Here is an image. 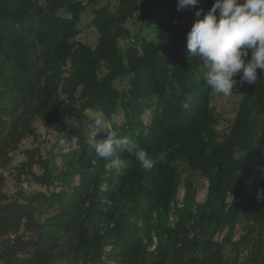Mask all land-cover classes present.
<instances>
[{
    "label": "trees",
    "instance_id": "1",
    "mask_svg": "<svg viewBox=\"0 0 264 264\" xmlns=\"http://www.w3.org/2000/svg\"><path fill=\"white\" fill-rule=\"evenodd\" d=\"M178 2L0 0V159L26 146L25 172L30 154H41L39 138L56 145L71 129L86 148L88 127L73 119L100 109L154 162L145 170L134 155L119 153L128 167L115 181L111 161L92 149L88 163L78 168L86 172L79 187L84 199L66 194L62 212L46 222L33 217L30 225L40 235L28 242L19 232L29 210L36 209L0 203V260L54 264L71 257L110 264L122 256L125 264H264V197L259 198L264 174L256 177L264 144V71L257 70L256 83H237L242 97L236 117L226 139L217 140L212 90L202 62L187 49L195 11L206 13L215 0L183 11ZM153 17H160L155 26ZM87 18L91 25L83 28ZM149 93L162 110L147 126L142 117L150 103L142 94ZM123 108L126 121L120 126L114 115ZM259 119L263 127L257 137ZM72 159L61 175L51 161L43 162L44 172L35 179L48 188L71 179L79 161ZM200 176L209 180L203 202L197 199ZM241 222L244 231L236 239ZM224 230V239H216ZM110 244L117 247L107 251ZM245 247L250 250L242 258Z\"/></svg>",
    "mask_w": 264,
    "mask_h": 264
},
{
    "label": "rangeland",
    "instance_id": "2",
    "mask_svg": "<svg viewBox=\"0 0 264 264\" xmlns=\"http://www.w3.org/2000/svg\"><path fill=\"white\" fill-rule=\"evenodd\" d=\"M88 19V18H87ZM160 17H153L150 20L151 26L157 25ZM91 25V19H88L83 28H88ZM96 41V37H91L90 42L94 45ZM125 87H127V83H123ZM242 95L237 91H233L230 96H223L222 94H215L211 92V106L215 108V121L214 126L216 129V137L219 141H224L229 134L230 126L233 123L234 118L236 117L240 100ZM142 98L147 103H150L144 112L142 119L150 126L153 122V118L157 115L158 112H161V104L156 96L152 93L142 94ZM115 121L120 125L126 121V111L125 109H121L119 112L114 115ZM97 121L103 124V127L97 123ZM75 122V123H74ZM86 123L88 127L87 136H88V144L86 148L82 144L80 137L73 132V130H69L63 135L59 136L58 143L53 145L50 142H46L44 139L39 138L37 141V146H41V154H36V156L30 154L31 160L28 161L29 166L26 168V171L23 172V163L27 161L29 153L26 151V146L20 145L16 150L9 154V159L4 157L0 159V178H3L4 181L0 183V203H12L17 202L23 205L30 207V209H36L32 212L29 210V214L24 217L23 224L20 228V235H22V239L24 241H29L30 239H38L40 235V230L36 226L30 225V220L35 217L36 219H40L43 222H46L48 219L53 218L59 212H62V207L65 202V196L68 194L69 196L74 197L76 199L83 200L84 195L79 190V187L83 183L85 178V173L82 170H78L81 163H88L90 160L91 150L94 149V144L96 140L105 139L107 136L106 131H111L115 129L111 123L105 118L104 112L102 110H91L86 112H78L75 116V120L73 119V123L75 125ZM9 126L8 123H4L2 128L7 129ZM262 122L259 119L256 132L257 137L260 136L262 132ZM100 129L97 132V129ZM104 128V130H103ZM94 132H97L94 137ZM121 137H124V132L119 130ZM40 134H44L42 130H40ZM47 139H50L47 138ZM30 149L33 148V145L29 144ZM78 157L75 163V174L71 177V179L58 180L55 185L51 187H47L44 184H40L35 179V174H42L44 172L45 166L43 162L49 160L52 162V166L56 169L59 175L64 170H67L69 167L73 166V157ZM33 159V160H32ZM95 162V161H93ZM260 167L256 171L257 175L264 174V144L262 146V154ZM32 165V166H30ZM93 166H90V168ZM110 171L115 172L113 179L117 181L118 174L120 171H117L116 168L110 163L108 165ZM87 176V174H86ZM256 177L252 179V182L249 185V193L250 195H254L256 193ZM198 194L197 199L200 202H203L207 198L208 193V185L209 180L205 176L198 177ZM60 193L61 196L56 198L48 197L51 193ZM185 194L184 186L181 187V195L182 198ZM244 223L241 222L237 226V234L236 239L240 238L242 234ZM63 227V225H60ZM54 227H58L54 225ZM227 230L219 232L216 235V239L223 240L225 237ZM17 234H12V239L16 240ZM153 238L156 243V235L153 234ZM2 238H0V251L3 247H1ZM155 243L152 245V248H155ZM114 247H117L115 244H110L106 247L107 251L112 250ZM250 248L245 247L241 250L240 256L242 258L246 257ZM30 251L27 248L26 253ZM230 254L231 255V250ZM25 253V252H24ZM15 261V260H13ZM10 261L6 259L0 260V264H10ZM110 264H125V261L122 256L112 257L109 261ZM13 264V263H12ZM54 264H85L82 261H75L73 258H61L59 261Z\"/></svg>",
    "mask_w": 264,
    "mask_h": 264
},
{
    "label": "clouds",
    "instance_id": "3",
    "mask_svg": "<svg viewBox=\"0 0 264 264\" xmlns=\"http://www.w3.org/2000/svg\"><path fill=\"white\" fill-rule=\"evenodd\" d=\"M200 3L179 0L177 10L196 9ZM195 17L187 33V49L202 62L203 79L212 92L230 96L238 82L256 83L257 70L264 71V0H215L206 13L203 8L196 10ZM106 132V138L94 144L99 158L110 160L120 171L128 167V161L119 153H127L134 155L143 169L153 168L147 152L136 141L121 137L118 127Z\"/></svg>",
    "mask_w": 264,
    "mask_h": 264
},
{
    "label": "built area",
    "instance_id": "4",
    "mask_svg": "<svg viewBox=\"0 0 264 264\" xmlns=\"http://www.w3.org/2000/svg\"><path fill=\"white\" fill-rule=\"evenodd\" d=\"M262 197H264V194L260 195L259 198L261 199Z\"/></svg>",
    "mask_w": 264,
    "mask_h": 264
}]
</instances>
